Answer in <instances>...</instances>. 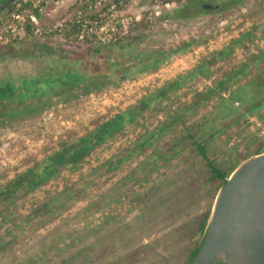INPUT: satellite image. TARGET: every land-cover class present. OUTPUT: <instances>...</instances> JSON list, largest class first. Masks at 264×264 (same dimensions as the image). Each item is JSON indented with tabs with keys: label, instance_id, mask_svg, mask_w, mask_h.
I'll return each mask as SVG.
<instances>
[{
	"label": "rangeland",
	"instance_id": "374dc122",
	"mask_svg": "<svg viewBox=\"0 0 264 264\" xmlns=\"http://www.w3.org/2000/svg\"><path fill=\"white\" fill-rule=\"evenodd\" d=\"M61 1L46 12L42 25L61 26L60 39L41 36L0 47V85L20 81L12 95L0 96V185L57 150L59 141L75 139L91 123L128 109L253 26L251 45L235 52L233 59L240 61L264 49V0H241L227 7L221 0H200L221 10L201 11L188 19L173 13L195 0H123L117 13L109 12L104 3L94 8L90 0ZM73 20H96V27L105 26L103 32L113 25L120 29L113 32L112 41L81 42ZM188 41L192 44L187 51L172 54ZM159 54L163 56L158 58ZM220 73L187 81L189 85L172 96L173 109L183 111ZM69 74L74 81L67 79L62 85L60 79ZM37 76L50 82L33 83ZM55 77L59 82H53ZM251 81L244 77L226 87L222 99L215 95L193 107L184 115L185 125L176 123L159 143L99 182H89L90 166L79 165L72 175L61 170L39 190L26 194L21 190L7 210V204L0 205V264H184L199 240L198 222L213 206L208 170L181 141L184 127L208 140L209 158L217 166H232L227 162L232 154L237 160L253 157L264 147V104L251 113L246 109L264 95V86L254 88ZM37 89L43 94L33 97ZM236 89L242 98L237 99L239 93L229 98ZM155 106L138 127L97 147L90 165L115 162L132 149L137 133L154 131L164 118L161 107ZM176 142L179 152L172 156L174 147L166 145ZM165 150L170 152L153 170L139 172L152 151ZM80 179L85 180L78 183ZM64 182L75 184L72 199L56 197ZM125 190H133L134 200L124 194L126 202L122 198L119 203ZM48 202L50 208H44Z\"/></svg>",
	"mask_w": 264,
	"mask_h": 264
},
{
	"label": "trees",
	"instance_id": "16d2710c",
	"mask_svg": "<svg viewBox=\"0 0 264 264\" xmlns=\"http://www.w3.org/2000/svg\"><path fill=\"white\" fill-rule=\"evenodd\" d=\"M240 1L241 0H221V4L222 6L227 7L232 4H237ZM200 4H202V6ZM203 6L204 3H202L200 0H195L194 3H189L183 7H180L175 11V13H173V16L176 18L188 19L190 16H195L201 11L211 10L215 12L216 10H221L220 6ZM254 33H256V26H253L251 31L240 34L238 38L233 39L226 47L209 54L208 57H202L194 69L188 73L178 76L173 81L166 83L163 88L143 96L128 109L120 111L119 113H115L109 119L91 123L89 130L85 134L77 136L75 139L65 138L64 141H59L57 150L50 152V155L40 161L32 162V165L24 172L15 174L11 179H7L5 183L0 185V205H3L4 203L7 204V210L12 205L14 200L13 198L19 192H21V190L24 191L25 194L39 190L44 186H48V183H52L61 170H64L72 175L79 165L90 166L87 178L88 180L91 179L92 181L89 182H99L100 178L106 176L107 174L110 175L111 173H115V171H117L122 163L126 162V160L133 159L134 155L143 152L144 149L149 150L155 144L159 143L161 141L160 139L169 130H171L176 123L185 125V121H183L184 115L189 112L190 109L197 105L208 102L210 99L215 97V95H217L216 98L219 97L218 99H222L221 96L224 93L226 87L241 81V79L244 77L248 78V80L252 79L251 82L253 83L254 88H260L264 86V49L252 51V53L246 54L240 61L233 59L235 52L246 50L247 46L251 45L252 34ZM191 44L192 41L183 43L180 47H177L172 52V54H179L187 51L191 47ZM160 56L163 55L159 54L157 57L159 58ZM156 60L158 61V59H155V62H157ZM231 61H233V63H231ZM219 72H221L220 77H218V79H216L210 86H205L203 93L195 94L193 96V101L188 104V107H186L183 111L179 110L177 106L173 109V104L175 105V103L171 98L177 91H182L189 85L187 84V81L191 82V80H194L200 76L204 79H210ZM69 75L60 79L62 81V85H65L64 82H67V79H73L72 75ZM38 79H41L42 81L45 80L46 83L50 82L48 79H45L41 76H37L31 81L34 83V80L37 81ZM56 80L59 82L56 77L53 79V82H56ZM258 80L259 83L254 84V82ZM72 81H74V79ZM19 82L20 81L16 83ZM14 84L11 80H6L4 85H0V96H4L6 93L12 95ZM37 87L38 86L36 85V88ZM24 91H27V89L24 88ZM35 92L36 93L33 94V97H36L37 94L40 93L38 89ZM237 93H239L237 99L242 98L243 93L237 89L231 92L229 98ZM40 94L42 95L43 93ZM261 96L262 95H260L258 99H255L248 105L246 109L247 113L258 110L264 104V95L262 97ZM177 99L178 98L175 97V100ZM171 100L173 102H171ZM177 101L179 102V100ZM164 102L166 106L162 105ZM155 105L161 107L164 118L162 122L158 123V126L154 131L149 132L148 130H145V134L143 135L137 133L132 149L128 150L123 157L122 155H119L118 159H115V162L104 161L100 165L98 162H95V164L90 165V160L94 159L92 157V153L97 147L114 138L116 135H121L125 129L130 130L132 128L138 127L141 124V120H146L147 111L155 110ZM184 132L185 133L181 141L183 140L182 142H184L186 145H189L198 158L204 162L205 168L208 170L206 182L210 184L209 199L211 203H213L218 190L225 184L226 179L244 159L237 160L236 156L232 154L230 157L231 161H227L231 162L232 166H217L215 164V160L209 158L207 147L208 140L204 138H197L195 135L196 133H192V129L190 130L184 127ZM218 132L215 131L214 134ZM178 145L179 144L177 142L171 147L166 145V147L170 148V150L172 147H174L175 152L172 153V156H175L179 152V150L176 149L178 148ZM170 150L152 151L148 157V160L150 161L148 163H144L142 168L139 169V172L145 173L146 171L149 173V171L155 168L154 165L158 162L157 160H160L162 157H164V155H166L167 152H170ZM261 153H264V147L262 146L255 151L253 156L259 155ZM146 176H148V174H146ZM84 180L85 179H80L78 183H83ZM141 182L142 181L139 180L137 182L138 185ZM130 183H133V181ZM62 188L63 189L56 195V197L60 198L66 196V198L72 199L75 184L66 185L64 182L62 183ZM132 191L133 190H125L123 193H121V197H119V203L122 198L126 202V197L124 194H127L130 197L129 200L133 201L134 198H131ZM50 203L51 202L44 203L43 207L49 209ZM210 213L211 206H209L198 222L197 236L199 240L194 245L193 249L190 250L184 264H189L199 250L204 240ZM215 264L224 263L218 261Z\"/></svg>",
	"mask_w": 264,
	"mask_h": 264
},
{
	"label": "water",
	"instance_id": "95a60500",
	"mask_svg": "<svg viewBox=\"0 0 264 264\" xmlns=\"http://www.w3.org/2000/svg\"><path fill=\"white\" fill-rule=\"evenodd\" d=\"M264 264V153L241 162L218 190L189 264Z\"/></svg>",
	"mask_w": 264,
	"mask_h": 264
},
{
	"label": "built area",
	"instance_id": "2783aa9c",
	"mask_svg": "<svg viewBox=\"0 0 264 264\" xmlns=\"http://www.w3.org/2000/svg\"><path fill=\"white\" fill-rule=\"evenodd\" d=\"M61 2V0H14L9 9L0 17V47L41 36L50 37L53 40L60 39L59 37L63 35L61 26L42 25L46 12ZM90 2L94 8L104 3L109 12L117 13L123 0H90ZM164 6H168V3ZM89 8L91 7L89 6ZM71 24L78 30L75 33L76 39L81 42H92L93 40H98L101 43L109 42L112 41L110 39L114 34L113 32L120 29V27L113 25L103 32L105 26L96 27V20L90 22L73 20ZM119 24L123 29L125 28L123 21H120ZM108 32L111 33L106 36ZM113 41L115 40L113 39Z\"/></svg>",
	"mask_w": 264,
	"mask_h": 264
},
{
	"label": "flooded vegetation",
	"instance_id": "af4514ba",
	"mask_svg": "<svg viewBox=\"0 0 264 264\" xmlns=\"http://www.w3.org/2000/svg\"><path fill=\"white\" fill-rule=\"evenodd\" d=\"M14 0H0V15L9 9Z\"/></svg>",
	"mask_w": 264,
	"mask_h": 264
}]
</instances>
